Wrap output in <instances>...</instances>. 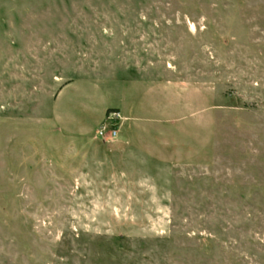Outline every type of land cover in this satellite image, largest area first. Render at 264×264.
<instances>
[{
	"label": "rangeland",
	"instance_id": "374dc122",
	"mask_svg": "<svg viewBox=\"0 0 264 264\" xmlns=\"http://www.w3.org/2000/svg\"><path fill=\"white\" fill-rule=\"evenodd\" d=\"M0 264H264V0H0Z\"/></svg>",
	"mask_w": 264,
	"mask_h": 264
},
{
	"label": "built area",
	"instance_id": "2783aa9c",
	"mask_svg": "<svg viewBox=\"0 0 264 264\" xmlns=\"http://www.w3.org/2000/svg\"><path fill=\"white\" fill-rule=\"evenodd\" d=\"M110 123L112 124V127L114 128V129H111V134L112 135H117V133H118V127H117V123L118 122H120V120H121V115H120V112L119 111H112L111 113H110Z\"/></svg>",
	"mask_w": 264,
	"mask_h": 264
}]
</instances>
